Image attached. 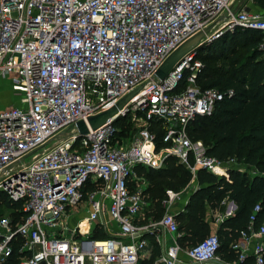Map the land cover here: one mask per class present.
I'll list each match as a JSON object with an SVG mask.
<instances>
[{
	"label": "built area",
	"instance_id": "1",
	"mask_svg": "<svg viewBox=\"0 0 264 264\" xmlns=\"http://www.w3.org/2000/svg\"><path fill=\"white\" fill-rule=\"evenodd\" d=\"M236 3L0 0V79L20 97L0 111V192L24 212L13 224L10 212L0 209V264L18 238L25 254L18 264H140L150 245L158 249L152 264H221L217 233L185 249L178 244L180 211L173 205L179 193L167 190L162 214L151 215L146 185L134 180L133 168L158 169L172 155L193 176L201 168L229 179L228 165L245 171L235 159L210 157L201 141L188 137V124L210 116L224 98L217 88L200 87L197 47L164 79L156 76L173 51L208 27L201 44L235 29L258 30L264 60V10L237 9ZM140 86L116 115L79 136L77 122ZM116 117H129V139ZM155 121L167 145L158 150ZM259 209L230 245L234 264L248 256L264 264V223L256 230L252 225ZM97 231L107 237L94 238ZM168 235L174 236L170 244ZM152 255L153 249L149 261Z\"/></svg>",
	"mask_w": 264,
	"mask_h": 264
},
{
	"label": "trees",
	"instance_id": "2",
	"mask_svg": "<svg viewBox=\"0 0 264 264\" xmlns=\"http://www.w3.org/2000/svg\"><path fill=\"white\" fill-rule=\"evenodd\" d=\"M251 1L264 10V0ZM261 38L258 30L235 29L197 49V57L203 63L198 78L200 87L217 88L224 93V98L210 116H198L187 126L188 137L192 141H201L207 155L220 162L235 159L255 174L231 169L229 179H226L199 168L193 176L185 164L172 155L167 156L158 169H145L140 165L133 168L137 176L142 175L147 181L143 194L153 205L151 215L155 218L164 210L166 191L179 193L195 178L197 188L189 196L184 210L175 216L180 233L177 242L184 249L210 234L206 219L208 209L218 210L226 198L233 201L236 205L233 215L226 217L216 232L220 240L218 255L231 263L237 260V254L230 245L241 239L240 231L247 229L256 205L260 209L252 223L253 228L256 230L264 223V60L259 49ZM214 55H222L224 67L206 62L216 58ZM123 118L126 117H119L116 125ZM151 130L156 135V149L166 147L162 142L161 123L153 122ZM0 207L11 210L9 215L13 224L24 216L22 204L12 203L1 192ZM93 237L104 239L107 236L103 231H97ZM22 243L19 238L15 240L10 255L1 264H18L25 256L19 251ZM157 254L155 247L149 264ZM239 264H253V258L248 256Z\"/></svg>",
	"mask_w": 264,
	"mask_h": 264
},
{
	"label": "water",
	"instance_id": "3",
	"mask_svg": "<svg viewBox=\"0 0 264 264\" xmlns=\"http://www.w3.org/2000/svg\"><path fill=\"white\" fill-rule=\"evenodd\" d=\"M242 7V3L237 5V9ZM210 31V27L206 28L204 31L196 34L195 36L191 37L183 44H181L175 51H173L163 62V64L159 67L156 72V76L158 79L162 80L171 70V68L178 64L181 58L193 48L197 49L202 46L201 40L205 37V35ZM141 89V86L134 89L133 91L126 94L122 97L116 105L112 106L111 108L102 111L98 114L89 116L87 122L79 121L76 124L77 132L79 136H82L86 132H88L89 128L96 129L97 127L101 126L102 124L106 123L110 118L118 113L127 103L128 101ZM118 117L114 119L116 121Z\"/></svg>",
	"mask_w": 264,
	"mask_h": 264
},
{
	"label": "rangeland",
	"instance_id": "4",
	"mask_svg": "<svg viewBox=\"0 0 264 264\" xmlns=\"http://www.w3.org/2000/svg\"><path fill=\"white\" fill-rule=\"evenodd\" d=\"M251 0H237V5L242 3V8L244 7V4L247 3V2H250ZM244 9V8H243ZM247 10V9H245ZM249 11V10H247ZM208 44L207 42L202 44V45H206ZM241 48H239V52H240ZM229 53V52H228ZM216 58H212V59H208L206 60V62H208L211 66H223L225 65V61L223 60L222 58V55L219 56V55H214ZM10 82H7L5 83L1 88H0V111L4 110V109H7L10 105H13L14 103L17 104V101L18 99L20 98L19 95H15V97L13 98V96H11V93H10ZM128 118L129 117H126V118H123L121 121H120V124L118 125L120 128L124 129V140L125 139H129L131 133H132V128H131V125L128 123ZM155 159H159L158 156L155 157ZM142 166L143 168L145 169H148L147 166H143V165H140ZM228 168L231 170L233 168V166L231 165H228ZM245 170H247V172L249 173H253V170L251 169H247L245 168ZM133 175H134V180L137 182V183H143L144 185L147 184V181L146 179L141 175V176H137V174L134 172L133 170ZM195 179V178H194ZM195 186V185H194ZM189 190H192V187L189 185H187V187L183 190H181L179 192L180 196L182 194H187ZM179 201H177L176 204L173 205V210H178L179 208L177 207V204H178ZM81 206V204H79L78 206L74 207V208H69V210L71 211H74L76 212L78 210V208ZM2 209V211L4 212V214H8L9 212H11L10 209L6 208V207H0ZM223 208H220L218 211H222ZM208 219V221H211L214 219L213 216H211V218L209 219V217L207 216L206 217ZM149 257H150V250L147 248L145 249L143 252H142V259L140 261V264H147L149 263Z\"/></svg>",
	"mask_w": 264,
	"mask_h": 264
},
{
	"label": "crops",
	"instance_id": "5",
	"mask_svg": "<svg viewBox=\"0 0 264 264\" xmlns=\"http://www.w3.org/2000/svg\"><path fill=\"white\" fill-rule=\"evenodd\" d=\"M244 9H247V10H249V11H252V12H261L263 9H261L260 7H258V6H256L252 1H250V2H247V3H245L244 4V7H243ZM7 82H9L7 79H0V88L5 84V83H7ZM10 89V88H9ZM179 148V147H178ZM190 186L192 187V190H189L188 191V193L187 194H182L180 197V200H179V202H178V204H177V207L179 208L178 210L179 211H182V210H184V207H185V205H186V203H187V200H188V198H189V196L191 195V193L197 188V182H196V180L195 179H192L191 181H190ZM188 184V185H189ZM147 185V184H146ZM195 185V186H194ZM221 208H223L222 209V211H218V210H215V211H212V210H210V209H208L207 210V213H206V217L208 216L209 217V219L211 218V216H213L214 217V219L213 220H211V221H208V219H207V221L209 222V225H210V233H216L217 232V229H218V227H219V225H220V223L226 218V217H229V216H231V215H233V213H234V211H235V209H236V205H235V203L233 202V201H231V200H229V199H224V201L222 202V205H221ZM228 213H230L229 215H227ZM173 238H174V236L173 235H168L167 237H166V239H167V242L170 244V243H172L173 242ZM150 247V248H149ZM148 247V249L149 250H151V249H153V251H154V248L155 247H152L151 245ZM220 257V256H219ZM220 263L221 264H234V262L233 263H231V262H225V261H223L221 258H220Z\"/></svg>",
	"mask_w": 264,
	"mask_h": 264
},
{
	"label": "bare ground",
	"instance_id": "6",
	"mask_svg": "<svg viewBox=\"0 0 264 264\" xmlns=\"http://www.w3.org/2000/svg\"><path fill=\"white\" fill-rule=\"evenodd\" d=\"M178 150H179V148H178ZM218 171H219L221 174L223 173V170H221V169H220V170H218Z\"/></svg>",
	"mask_w": 264,
	"mask_h": 264
}]
</instances>
